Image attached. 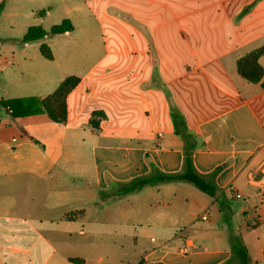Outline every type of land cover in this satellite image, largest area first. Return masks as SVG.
<instances>
[{
    "label": "crops",
    "instance_id": "1",
    "mask_svg": "<svg viewBox=\"0 0 264 264\" xmlns=\"http://www.w3.org/2000/svg\"><path fill=\"white\" fill-rule=\"evenodd\" d=\"M36 6L44 13L21 15L16 37L0 35L14 43L7 55L0 48V68L10 70L0 102L11 118H0V264H223L231 250L220 201L249 257L264 264V89L237 70L264 48V0ZM64 19L71 32L21 43L28 27ZM258 64L264 79V54ZM66 80L61 115L44 100ZM182 133L195 140V171L216 172V196L155 183L158 197L138 203L146 212H126L118 203L127 183L181 172ZM111 235L141 245L138 261L112 262Z\"/></svg>",
    "mask_w": 264,
    "mask_h": 264
},
{
    "label": "trees",
    "instance_id": "2",
    "mask_svg": "<svg viewBox=\"0 0 264 264\" xmlns=\"http://www.w3.org/2000/svg\"><path fill=\"white\" fill-rule=\"evenodd\" d=\"M43 13L44 11L38 12L39 15H42ZM72 29V24L68 19H64L60 23L51 26L49 30H44L40 26H30L22 36L21 43L26 44L34 41H41L54 35L71 32ZM40 52L46 58H51L50 51L45 44H41ZM263 54L264 48L248 53L246 56L240 58L237 61V70L240 76H242L244 79L252 83H261V87L264 89L263 72L258 64V59ZM72 86L73 82L71 80H66L61 84L58 90L52 96L46 98L44 102H52L56 113L63 115V98ZM0 104L4 108L6 107V103L0 102ZM49 117L55 119L52 114H49ZM182 137L184 140V146L183 166L181 172L170 175L154 172L148 177L137 178L130 181L125 185V191L128 193H133L155 183L180 182L188 183L206 195L215 197L216 193L218 192V189L214 184L216 172L204 177L195 171L192 163V153L196 148L195 140L190 135L185 133H182ZM218 208L223 214L224 222L227 223V237L231 250L230 258L223 264H258L252 261V259L249 257L247 249L243 245L237 230L228 224L232 215L230 206L225 202L220 201L218 202Z\"/></svg>",
    "mask_w": 264,
    "mask_h": 264
},
{
    "label": "rangeland",
    "instance_id": "3",
    "mask_svg": "<svg viewBox=\"0 0 264 264\" xmlns=\"http://www.w3.org/2000/svg\"><path fill=\"white\" fill-rule=\"evenodd\" d=\"M33 0H5L4 5H0V35L1 36H8L11 35V37H16V34L19 30L22 28V23L26 22L27 20L24 19L23 16L25 14H29V21H32V18H36L38 15V12L43 11L41 8H37L38 0L35 1V3H32ZM32 11H34V14L31 15ZM12 14H18L19 16L16 18H13ZM10 15V17H9ZM11 21H15V24H11ZM14 43H6V42H0V48L3 50L4 54L7 55L10 45H13ZM2 71V75H0V78L7 77V72L10 70L7 68H0ZM0 118H6L7 121L11 122V118L8 115V111L5 110L3 106L0 104ZM157 184H152V186L145 188L142 191L139 192H133L128 193L125 190L121 193V199H119V205L123 209L126 207V212H133L137 213L139 216H142L146 212V207H142L141 205H138L139 202H142L144 198L149 199H155L158 197L159 193L157 192L158 188H155L154 186ZM196 190V189H193ZM197 191V190H196ZM198 192V191H197ZM108 206L109 209L112 210V208H115L116 205H114V200L111 199L108 200ZM111 205V208H110ZM118 206V205H117ZM150 239V238H149ZM107 240V236H105V241ZM109 241L111 245V261L112 262H137V254L138 251L141 249V245L137 244V248L134 247V243L130 236L128 235H111L109 236ZM102 242V241H100Z\"/></svg>",
    "mask_w": 264,
    "mask_h": 264
},
{
    "label": "built area",
    "instance_id": "4",
    "mask_svg": "<svg viewBox=\"0 0 264 264\" xmlns=\"http://www.w3.org/2000/svg\"><path fill=\"white\" fill-rule=\"evenodd\" d=\"M6 110L7 111H9V108H6ZM18 137H12L11 139H10V142H9V144L10 145H15L17 142H18ZM262 259L264 260V252L262 253Z\"/></svg>",
    "mask_w": 264,
    "mask_h": 264
}]
</instances>
